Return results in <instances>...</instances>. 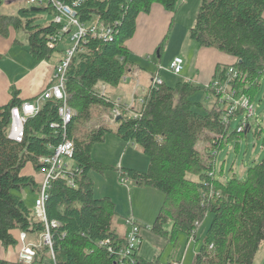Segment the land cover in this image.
Here are the masks:
<instances>
[{
    "label": "trees",
    "instance_id": "1",
    "mask_svg": "<svg viewBox=\"0 0 264 264\" xmlns=\"http://www.w3.org/2000/svg\"><path fill=\"white\" fill-rule=\"evenodd\" d=\"M5 1L9 0H0V9ZM155 4L175 14L179 0H84L75 8L82 23L96 16L106 25L116 24V34L112 41L88 36L82 51L73 57L65 78L73 117L65 128L59 116L62 102L47 99L40 102L35 116L26 119L24 137L18 143L8 138L11 111L38 97L23 101L13 88L9 103L0 107V243L4 248L18 245L16 231L34 237L46 232L35 202L31 206L23 196L27 189L38 196L41 183L25 175V169L30 166L41 173L40 159L51 156L66 140L74 144L72 164L79 169L72 177L74 186L69 185V177L58 178L51 181L48 191L45 206L54 259L51 249L40 245L29 264H44L47 255L52 264H160L159 259L141 257L139 248L119 262L127 236L122 237L113 226L116 203L109 196L96 197L90 178L93 171L104 174L115 168L139 186L164 194L151 231L169 242L176 243L180 233L189 237L199 229L196 223L201 225L212 214L193 264H253L264 244V158L247 170L245 180L216 177V159L225 142L248 130L246 126L242 132L236 129L229 134L232 121L246 112L244 108L239 107L225 122L224 105H219L220 95L214 88L187 81L175 86L163 82L151 85L142 102L137 98L130 110L119 105L115 131L107 124L93 123L96 111L102 109L111 116L117 107L98 86L117 87L135 69L126 42L135 35L139 15L149 14ZM43 13L53 16L54 10L51 5L36 11L23 7L15 15L0 10V35L8 37L11 29L25 31L37 61L48 60L57 51L60 41L55 36L62 28L53 20L46 25L37 23ZM189 36L200 47L215 48L235 59L231 65H218L213 81H225L229 69H235L238 75L230 81L232 89L238 98L245 96L253 104L264 76V0H201ZM167 38L159 46L160 58ZM199 91L211 92L216 98L205 112L201 103L191 100ZM134 113L140 115L134 117ZM112 132L141 148L149 159L147 170L117 168L93 159L94 147L106 142ZM199 143L207 144L204 153L197 148ZM0 264L27 263L0 259Z\"/></svg>",
    "mask_w": 264,
    "mask_h": 264
},
{
    "label": "rangeland",
    "instance_id": "2",
    "mask_svg": "<svg viewBox=\"0 0 264 264\" xmlns=\"http://www.w3.org/2000/svg\"><path fill=\"white\" fill-rule=\"evenodd\" d=\"M10 3V4H7ZM13 3V4H11ZM12 2H4L1 7V12L6 15L17 14L18 11L27 7ZM201 6V0H179V6L175 13V24L171 30L169 37L167 38L166 45L162 49V56L159 57V47L156 49L153 57L149 60L146 57H141L136 54L131 56V60L141 67L142 75L140 77L143 80H149L155 76L159 77L162 82L167 85L175 86L178 82L184 81L183 75L191 73L189 76H194L196 72L195 59L197 52L200 49L198 44L189 37V28L195 24L196 16ZM31 8L32 6H28ZM40 8V7H38ZM49 13H43L37 17V23L46 25L48 22L53 20V16L48 15ZM75 28L72 29L71 33L64 35L63 39L58 44L57 51L53 54V61H56L62 55L64 57L65 51L72 45L71 37L75 32ZM19 40L23 45L19 46L16 52H20L22 58H26V61L32 63L34 60L29 54V45L27 42V33L21 31L18 34ZM160 46V45H159ZM182 57L184 60V69L180 76L174 75L170 72L169 67L171 62L176 57ZM140 80V81H141ZM137 79H132L128 84L121 82L117 87H111L103 84H99L100 91L107 94L117 104L128 106L133 101V91L136 89ZM191 100L199 102L203 105L202 112L209 110L216 102L215 96L208 91H199L195 93ZM221 103L219 102V105ZM254 112L249 117L248 130L245 134L236 136L229 142H225L223 148L216 159V177L222 181L231 180L234 176L240 180H245L247 176V170L254 167L256 164L262 161L264 158V76L262 78L261 87L257 93V96L253 102ZM248 112H244L243 115L234 121H232L229 134L235 131L241 123V118L246 117ZM108 111L100 109L96 111L94 116V125H108L109 129L115 131L117 125L110 120ZM206 143H199L197 148L204 153ZM92 157L94 160H104L111 165L110 161H114L112 164L114 167L120 168V163L124 160V166L127 164H134L137 166H147L149 164L148 157L142 152L141 148L134 143H126L119 138L114 132L108 134L106 142L97 144L93 151ZM97 172H92V175ZM222 173V174H221ZM103 175L101 173H98ZM43 176V175H42ZM105 178L107 183L101 188L96 185L98 194H104L112 197L116 203V209L118 215L114 220V228L118 229V232L123 234L126 232L128 226L126 224L128 219H132L133 210L138 207V202L143 203L144 206L151 204V198L146 194L139 195L136 191L140 188H147L137 186L134 181L126 180L122 181V177L119 171L111 169L105 172ZM44 178V176H43ZM98 183V182H97ZM95 185V184H94ZM108 187V191H104V188ZM129 187L133 190L129 192ZM161 193V192H159ZM162 194V193H161ZM163 195V194H162ZM99 196V195H98ZM31 201L29 204L33 206L34 198L36 195L31 192ZM33 201V203H32ZM156 217L154 218V220ZM213 216L208 214L198 229L195 238L190 240L184 233L178 234L177 242L172 243L163 237L154 234L152 231L147 230L146 224L141 226L140 235L143 236L142 243L138 246L140 254L152 260L154 258L159 259L160 264L173 263L179 261L183 254L185 257L183 264H193L195 256L204 243L206 232L208 231ZM155 222V221H154ZM141 224V223H140ZM171 225H167L166 228L171 230ZM143 231L144 234H143ZM15 237L19 240L18 245L15 248L8 250L0 248V258L5 260L18 262L20 260V253L22 248V242L20 241V233L15 232ZM38 240V237L34 239ZM50 255L44 260V264H52ZM253 264H264V244L260 247L255 257Z\"/></svg>",
    "mask_w": 264,
    "mask_h": 264
},
{
    "label": "built area",
    "instance_id": "3",
    "mask_svg": "<svg viewBox=\"0 0 264 264\" xmlns=\"http://www.w3.org/2000/svg\"><path fill=\"white\" fill-rule=\"evenodd\" d=\"M84 0H12V2L21 5L19 8L24 6L32 7H42L45 5H51L54 10L53 21L62 26L61 30L55 36V40L61 41L64 35L71 33L72 29L75 28V32L71 37L72 45L65 51L63 59L58 63L55 68L54 77L52 83L47 87L43 93L35 100L23 103L20 108H14L11 112V122L8 132V138L15 142H22L24 137V124L28 117L35 116L40 109V102L47 99H57L62 102L59 108V116L62 120L63 127L65 128L67 124L72 120L73 111L67 104V94L65 92V78L68 67L75 55L82 51L83 42L90 36L95 39H100L103 41H112L116 34L115 27L106 25L99 17H94L91 21L87 23H82L77 18V13L75 8L80 5ZM184 69V60L180 57H176L170 64L169 70L172 74L180 76ZM238 75L235 69L230 68L228 71V77L225 81L220 82L219 80L212 81L207 88H214L218 95H220V103L224 105V121L228 122L231 115L235 111L242 107L248 112L246 117L241 118V123L237 128V132H242L244 128L248 127L249 117L253 115L254 106L249 102L247 97L241 96L237 97L235 91L232 89L231 79ZM162 80L155 76L152 80V86L161 85ZM139 101L142 102V99ZM136 98L133 97V101L130 105L126 106V110H130ZM120 104L117 105L115 109L112 110L110 120L114 123L115 119L120 115ZM140 114L134 113V117H138ZM53 128H57V124L52 125ZM73 142L66 140L60 145H58L54 153L49 157H43L40 159L42 164L41 173L44 176L41 182L40 192L35 200V211L37 217L40 221L44 222L46 225V232L43 233L39 238V243L27 244L28 235L24 232L20 234V240L22 242V249L20 253V260L24 263H31L36 255V247L43 245L48 246L51 249V255L54 259V253L52 251V240L48 229V221L46 214V201L48 199V191L51 187V181L69 177V185L74 186L75 183L72 179L74 176V171L79 172L78 168H74L72 164L73 157ZM122 181L128 180L127 177L121 175ZM212 195V193L210 194ZM127 225L129 226V231L127 234V245L124 249L119 252V262L122 259L128 258L131 253H134L138 246L141 244V226L136 222L134 218L127 220ZM196 226L200 228V224L196 223ZM198 230L194 231L190 235V240L195 238ZM108 242V241H107ZM105 243H101L104 245ZM185 253L179 261H174L173 264H183Z\"/></svg>",
    "mask_w": 264,
    "mask_h": 264
},
{
    "label": "crops",
    "instance_id": "4",
    "mask_svg": "<svg viewBox=\"0 0 264 264\" xmlns=\"http://www.w3.org/2000/svg\"><path fill=\"white\" fill-rule=\"evenodd\" d=\"M10 4V3H7ZM13 4V3H11ZM20 9V8H19ZM5 14V13H3ZM14 15V14H12ZM176 15L172 12L167 11L163 6L155 4L149 14H140L137 19V28L135 35L126 42V46L131 52V56L136 54L141 57H146L150 59L153 57L156 49H158L164 38L170 35L172 28L175 24ZM191 28V27H190ZM189 28V29H190ZM14 29L10 30L8 37H3L0 35V107L6 106L11 100V91L13 88L19 91L20 99L23 101L36 99L41 95V93L49 87L53 81L55 68L58 63L63 59V55L56 61H53V56L45 61L35 60L29 49V54L34 60L32 63L26 61V58H22L20 52H16L17 48L23 43L19 40L18 34ZM190 37V36H189ZM199 46V45H198ZM197 52V57L195 59L196 72L193 73L194 76H189L191 73L182 76L184 81L193 83L196 85H201L207 88V86L213 81V77L218 65H231L234 63L235 59L228 56L215 48H203L199 46ZM159 54V53H158ZM160 57V55H159ZM180 58H182L180 56ZM183 59V58H182ZM142 75V69L140 66L135 64V69L129 72L122 80V82L128 84L132 79H137L136 89L133 91V97L142 99L144 94L148 91L152 84L153 77L149 80L140 79ZM141 80V81H140ZM137 102V100H136ZM107 164L108 162L104 160H96ZM111 165L114 161H110ZM125 161L123 160L119 165L120 168H133L141 171H145V166H137L134 164H127L124 166ZM148 167V166H147ZM25 175L33 176L36 182L40 184L43 180L42 173H37L32 167H27L24 171ZM120 174V173H119ZM105 173L100 175L97 173L90 174V178L95 184V196L98 198L108 196L103 194H98L96 190V185L103 187L107 183L105 178ZM98 182V183H97ZM139 186L137 183H133ZM108 191V187L104 188V191ZM133 190L129 187V192ZM160 191L153 188H140L136 191L139 195L146 194L151 198V204L146 206L143 203L138 202L137 210H133V217H135L136 222L142 226L146 224L147 230L151 231V227L154 223V218L158 216L159 211L164 202V194L159 193ZM36 195V194H35ZM99 195V196H98ZM23 196L28 202L31 201V191L29 189L23 191ZM110 197V196H109ZM37 198H34V202ZM112 199V197H110ZM113 200V199H112ZM33 203V201H32ZM34 206V203H33ZM129 220V219H128ZM141 223V224H140ZM127 224V223H126ZM114 226V224H113ZM128 226V225H127ZM118 231V229L115 227ZM129 231V226L123 234L122 237L127 236ZM145 231H143L144 234ZM15 234V233H14ZM21 234V233H20ZM141 236V241H143V236ZM37 237V236H36ZM34 236H28L26 243L35 244L39 243ZM21 241V240H20ZM142 243V242H141ZM0 248H4L0 243ZM10 249V248H9ZM22 249V248H21ZM140 254V249L138 251ZM144 259H147L143 257ZM3 259V258H0Z\"/></svg>",
    "mask_w": 264,
    "mask_h": 264
},
{
    "label": "water",
    "instance_id": "5",
    "mask_svg": "<svg viewBox=\"0 0 264 264\" xmlns=\"http://www.w3.org/2000/svg\"><path fill=\"white\" fill-rule=\"evenodd\" d=\"M39 8L38 7H31V10L32 11H36V10H38Z\"/></svg>",
    "mask_w": 264,
    "mask_h": 264
},
{
    "label": "bare ground",
    "instance_id": "6",
    "mask_svg": "<svg viewBox=\"0 0 264 264\" xmlns=\"http://www.w3.org/2000/svg\"><path fill=\"white\" fill-rule=\"evenodd\" d=\"M11 112H12V111H11ZM200 226H201V225H200ZM131 254H132V253H131ZM131 254H130V256H129V257H131ZM129 257H128V258H129Z\"/></svg>",
    "mask_w": 264,
    "mask_h": 264
}]
</instances>
